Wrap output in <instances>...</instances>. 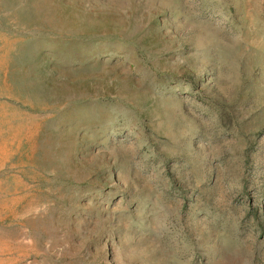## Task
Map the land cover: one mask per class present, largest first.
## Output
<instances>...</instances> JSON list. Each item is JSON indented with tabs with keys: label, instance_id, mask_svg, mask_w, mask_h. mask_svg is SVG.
I'll return each mask as SVG.
<instances>
[{
	"label": "rangeland",
	"instance_id": "374dc122",
	"mask_svg": "<svg viewBox=\"0 0 264 264\" xmlns=\"http://www.w3.org/2000/svg\"><path fill=\"white\" fill-rule=\"evenodd\" d=\"M0 264H264V0H0Z\"/></svg>",
	"mask_w": 264,
	"mask_h": 264
}]
</instances>
